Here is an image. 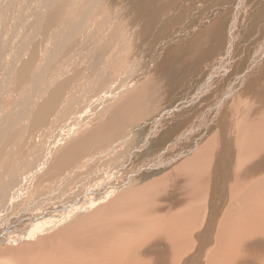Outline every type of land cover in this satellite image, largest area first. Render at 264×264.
I'll list each match as a JSON object with an SVG mask.
<instances>
[{"label":"bare ground","instance_id":"6f19581e","mask_svg":"<svg viewBox=\"0 0 264 264\" xmlns=\"http://www.w3.org/2000/svg\"><path fill=\"white\" fill-rule=\"evenodd\" d=\"M205 1H0V241L5 245L0 246V264H264V68L247 81L238 74V84L246 83L224 109L220 99L213 104L215 130L210 135L206 130L194 134L196 128L189 127L169 148L124 173L132 157L141 156L152 141L151 130L175 110H157L156 100L149 106L146 91L159 80L173 90L183 66L174 56L167 61V49H128L141 40L147 47L156 31L175 22L180 12L198 16V6ZM86 3L90 5L84 8ZM242 6L235 2L226 33L230 39L236 22L245 21L240 18ZM167 12L173 14L161 19ZM205 12L209 21L195 29L203 19H190L178 29L183 35L176 31L166 48L179 45L181 38L194 39L201 27L216 26L218 14ZM79 33L89 41L96 36L99 50L70 53L67 47ZM37 34L42 38L36 40ZM8 39L18 42L17 49L9 48ZM119 39L120 45L114 46ZM46 43H51L49 49ZM200 49H187L194 58L189 68L213 53L207 46ZM226 55L204 69L211 83L213 75L226 69ZM238 84L224 89V95ZM185 97L177 107L180 116L166 123L164 133L197 113L190 107L198 97ZM210 109L201 118L195 116L201 126ZM152 112V129L127 151L130 140L148 123L141 119ZM94 160L96 170L82 178L81 169ZM41 176L47 177L48 190L34 188Z\"/></svg>","mask_w":264,"mask_h":264},{"label":"rangeland","instance_id":"374dc122","mask_svg":"<svg viewBox=\"0 0 264 264\" xmlns=\"http://www.w3.org/2000/svg\"><path fill=\"white\" fill-rule=\"evenodd\" d=\"M0 1H6V0H0ZM218 1H220V2H218ZM224 1V2H223ZM237 1H238V3L240 2L241 3V6H242V9H241V17L240 18H243L244 17V19H245V21H241L240 19L236 22V25H237V27L235 26V31H234V33H233V39L231 38L230 39V37H229V35H227L226 33H227V29H228V27L229 26H232V21H231V19H232V14L233 13H235V2L237 3ZM237 1H235V0H206L204 3H202V5L201 6H198V5H196V7L198 6V8L199 9H201V11L199 12L200 14H198V16H196L195 15V13L193 14V13H187V15L189 14L190 16L188 17H186L185 15L186 14H183V13H181L180 12V15L178 14L177 16H176V18L174 19V21L175 22H173V23H171V25H169V24H167L166 26L167 27H164L162 30H158V31H156L157 33H156V37H155V39L153 40V42L150 44H147V47H146V45H144V43H143V41L141 40V43L140 44H138L136 47H133L132 45V47H130L128 50H148V49H155V50H161V49H167V50H170V51H167L168 53H167V55H168V57H167V61H170L172 58H169V57H172V56H174V57H176V58H179L180 60H182L181 62H183V66H182V68H181V70H179L178 71V73H179V75L178 76H182V77H180L181 78V81L176 85V87H174V88H172L173 90H171L170 91V89H169V85L166 83V81L164 80L162 83H161V81L159 80V84L157 85V81L155 82V85L156 86H153L152 84H151V89L149 88V90L148 91H146V94H147V99L149 100V102H150V104H149V106L151 105V103H153V102H155V100L158 102V109L157 110H162V111H168V110H173V109H175L172 113H173V116H172V114L170 115V116H166V117H163L162 118V120H161V124H159V125H157L155 128H150L149 129V127L151 126V123H150V119L152 118V117H155L154 115H155V113L154 112H152V113H150L149 114V116H147V117H145V118H143V119H141V121L142 122H144V121H146V122H148L147 124H145L144 126H143V131H144V133L145 134H142V130H140V134H138V135H136V136H134V138H132L131 140H130V142L128 143V146H126V150L127 151H131V149H132V147H134V145L136 146L137 145V142H139V141H141V138H142V136H144V135H146V133H148L147 131L149 130H151V134H152V138H151V140L152 141H150V142H152L151 144H147V147L145 148L146 150V152L144 151V153L141 155V156H139V155H137V154H135V157H132V163H131V161L130 162H128V164H127V166L126 167H128L127 169L126 168H124V173L126 172V171H128V169L129 168H133V167H135L137 164H139V163H142L143 162V160H145V159H147V158H149L150 156H153V155H155V153H160V152H163L164 150H166L167 148H169L170 147V145L173 143V142H176L177 141V139L179 138V136L181 135V133L182 132H184L185 130L187 131V128H189V127H194V128H196L195 130H194V134H197L198 135V133L199 134H202V133H204L205 132V130H206V136H208V135H210L214 130H215V128L213 129V125H212V119H213V115H214V113H215V108H212L214 105V103H216V102H218V101H220V103H219V105H222V107H221V109H224L226 106H227V104H229L230 102H231V99H232V96H234L236 93H237V91H240L241 89H242V87L245 85V81H247V79H249L253 74H255L256 72H258L260 69H263L264 68V49H261V48H259V46H261V44H262V40L264 39L263 37H264V0H243V3H242V1L241 0H237ZM245 1H248V3L247 2H245ZM222 2V3H221ZM28 3H30V4H32L31 6H33V4H34V2H28ZM207 3V4H206ZM217 4H219V5H217ZM245 4H247V5H245ZM88 5H90V3H86V5L84 6V8L85 7H87ZM224 5V6H223ZM229 5V7H227ZM249 5H251V6H249ZM221 6H223V7H221ZM226 6V7H225ZM201 7V8H200ZM212 8V9H211ZM216 8V9H215ZM234 8V9H233ZM247 10H246V9ZM5 9H7V7L5 8ZM205 9H207V10H213V14H218V16L214 19L217 23V25L215 26V24H211L210 26H211V30H209V29H207V28H203V27H201V29L200 30H198L197 31V33L194 35V39H193V37H190V38H186V39H184V38H181L182 40L179 42V45H175V47L173 48L172 47V45L170 46L169 45V47H167L166 48V42H168V40L169 41H171L172 42V40H174L175 38L174 37H171V36H174L175 35V33H176V31H179L178 29L180 28V27H182V26H184L183 24H188L189 22H191L192 21V19H203V23H201V24H198L197 26H194L195 27V29L200 25V26H202L204 23H206V21H209V19L207 18L208 16H209V13H206L205 12ZM215 9V10H214ZM219 9V10H218ZM223 9V10H222ZM218 10V11H217ZM227 10H230V11H228L227 12ZM244 10H245V13H244ZM220 11V12H219ZM225 11V12H224ZM250 11V12H249ZM205 13V14H204ZM229 13V14H228ZM239 13H240V11H239ZM248 13H249V16H248ZM168 14V15H167ZM169 14H170V16L173 14H171V12H167V13H162L161 14V16H160V18L161 19H164V18H166V16L165 15H167V16H169ZM197 14V13H196ZM220 14H223L224 15V17L223 16H220ZM227 14V15H226ZM247 14V15H246ZM80 15V14H79ZM78 15V16H79ZM163 15L165 16L164 18H163ZM182 15H184V16H182ZM193 15V16H192ZM231 17V18H229V16ZM238 15V14H237ZM77 16V15H76ZM82 16V15H81ZM206 16V17H205ZM158 17H159V15H158ZM182 17V18H181ZM195 17V18H194ZM213 17V16H212ZM219 17V18H218ZM227 18V19H226ZM10 19V14H9V17H7V20H9ZM158 19L159 18H157V19H154L156 22L158 21ZM190 19H191V21H190ZM225 19V20H224ZM229 19V22L227 21ZM238 19V18H237ZM179 21V22H178ZM183 21H186V22H183ZM187 21H189V22H187ZM222 23H220V22ZM231 21V22H230ZM212 22V21H211ZM210 22V23H211ZM224 22V23H223ZM93 23V22H92ZM153 23H155L154 21H153ZM179 23V24H178ZM192 23H193V21H192ZM215 23V22H214ZM219 23V24H218ZM223 24H225L227 27H225L226 29H224V35H222L223 33L221 32V29L223 28ZM157 25V24H156ZM175 27V28H174ZM178 27V28H177ZM25 28H27V30H28V32H30L31 31V25H30V23H27L26 24V27ZM80 28V27H79ZM167 28V29H166ZM175 29V31H173V29ZM81 29V28H80ZM109 30V29H108ZM166 30V31H165ZM237 30V31H236ZM202 31V32H201ZM163 32V33H162ZM165 32V33H164ZM5 33V32H4ZM170 35H168V34ZM202 33V34H201ZM214 33V34H213ZM80 35L79 36H76L74 39H73V41L71 42V43H69V45H68V47H67V50H69V51H71L70 53H72L73 54V52H75V53H80L79 54V56H81L82 54H81V50H84V53L85 52H87L86 50H92V48H96V47H98V46H100L101 44H100V42L98 41V42H96V36H94V35H91L90 37L92 38L90 41H89V38L87 37H84V35H82L81 33H79ZM172 34V35H171ZM177 34V33H176ZM178 34H181V35H183L182 33H181V30L178 32ZM39 35V36H38ZM167 35V36H166ZM197 35V36H196ZM205 35H207V36H205ZM226 35V36H225ZM81 36L84 38V39H81ZM89 36V35H88ZM107 35H105L104 37H106ZM203 36V37H202ZM213 36L214 38H215V40L216 41H211L212 39H213V37L211 38V37ZM38 37L39 38H42V36L40 35V34H37V37H35V39L36 40H38ZM95 37V38H94ZM108 37V36H107ZM169 37V38H168ZM207 37V38H206ZM210 37V38H209ZM94 38V39H93ZM166 38V39H165ZM202 38V39H201ZM7 39V38H6ZM205 39V40H204ZM207 39V40H206ZM218 39H220V43L218 44L217 43V41H218ZM9 40V42L7 41V43L9 44L10 43V46H9V48L10 47H12L13 49H15V45H17V41H12L11 39H8ZM35 40V41H36ZM157 40V41H156ZM214 40V39H213ZM261 40V41H260ZM3 41V39L1 40V42ZM83 43H82V42ZM116 41H118L117 43H114V46H118V45H120L119 44V41H120V39L119 40H116ZM159 44H157L156 42ZM188 41V42H187ZM201 41H203V42H201ZM264 41V40H263ZM92 42V43H91ZM95 42V43H94ZM211 44H210V43ZM259 42H261V44L259 43ZM183 43V44H182ZM187 43H188V45H187ZM202 43V45L200 46V44ZM204 43V44H203ZM257 43V44H256ZM35 43H32L31 44V46H30V48L34 45ZM95 46H94V45ZM192 44V45H191ZM214 44V45H213ZM48 45V46H47ZM149 45V46H148ZM151 45V46H150ZM162 45V46H161ZM195 45H197V46H195ZM204 45H206L207 47H209V48H211V50L213 49V53H211L210 55L208 54V55H206V56H204V58L203 57H201V59L199 60V63H198V65H197V67L195 66V68L194 67H190V68H192V69H190L189 68V63L190 62H192V60H194V58L191 56L190 57V54H191V51L190 50H201L200 49V47L201 48H203V47H206V46H204ZM220 45V46H219ZM254 45H256V47L254 48ZM14 46V47H13ZM51 46V43H46L45 44V47L46 48H48L49 49V47ZM94 46V47H93ZM157 46V47H156ZM160 46V47H159ZM178 46H179V48H178ZM186 48H185V47ZM190 46H193V47H195L194 49H192V47H190ZM203 46V47H202ZM82 47V48H81ZM139 47V48H138ZM196 47H197V49H196ZM222 47V48H221ZM99 48L100 47H98V50H99ZM173 48V49H172ZM176 48H178V49H176ZM221 48V49H220ZM16 49H17V47H16ZM42 49V48H41ZM93 49V50H94ZM172 49V50H171ZM184 49V50H186V51H188L187 49H190L188 52H184V51H182V50ZM252 49H254L253 50V52H252ZM31 50V49H30ZM77 50H80V52L79 51H77ZM114 50H118V47L117 48H115ZM124 50H127V49H124ZM179 50H181V51H179ZM203 50V49H202ZM226 50V51H225ZM174 51V52H173ZM249 51H250V53H249ZM258 53H257V52ZM131 52V51H130ZM224 52L226 53V52H228V55H226V58H227V62H224V65L225 66H227V67H225V66H223V67H225L226 69L224 70L223 69V72H221L222 74H220L219 76H215V75H213V80H212V83H211V80H209L210 79V77H208V75H206L208 72H209V70H208V72L206 71L207 69H210V68H213V64H216V60H218L219 59V57H223V54H224ZM181 53V54H180ZM187 53V54H186ZM189 53V54H188ZM255 53V54H254ZM258 55H257V54ZM259 53L261 54V55H259ZM87 53H85V55H86ZM184 56H183V55ZM201 54H203L202 52H201ZM212 55H213V57H212ZM209 56H211L210 57V59L208 58ZM259 57V59L257 60H254L256 57ZM187 59H186V58ZM206 57V58H205ZM229 57H230V59H229ZM203 58V59H202ZM209 60H208V59ZM213 58V59H212ZM252 58H253V60H252ZM212 59V60H211ZM229 59V60H228ZM239 59V60H238ZM245 59V60H244ZM85 62H84V64H89L88 63V57H85V59H83ZM185 60H186V62H185ZM201 60H203V61H201ZM232 60V61H231ZM187 61H189V62H187ZM239 61H242V62H239ZM247 61V62H246ZM251 61V62H250ZM257 61H258V63H257ZM261 61H262V63H261ZM213 62H215V63H213ZM230 62V63H229ZM234 62H236V63H234ZM256 62V63H255ZM71 63H72V61L71 62H69V68H72L73 67V65H71ZM242 63V64H241ZM206 64V65H205ZM212 64V65H211ZM236 66H235V65ZM238 64V65H237ZM258 64V66H256ZM185 65V66H184ZM186 65L188 66V67H186ZM202 66V67H201ZM254 66H256V67H254ZM208 67V68H207ZM235 67H237V68H235ZM249 67V68H248ZM254 67V68H253ZM257 67L259 68V69H257ZM261 67V68H260ZM234 68L236 69V70H234ZM248 68V69H247ZM252 68L254 69L253 71H252ZM51 69V68H50ZM195 70L194 72L192 71V70ZM204 69H206V70H204ZM232 69H233V71H232ZM255 69H256V71H255ZM200 70V71H199ZM236 71V72H235ZM206 72V73H205ZM252 72V73H251ZM233 73H235V75L233 74ZM237 73V74H236ZM251 73V74H250ZM203 74H205L204 76H203ZM238 74H239V76L240 75H244V78L245 79H243V80H245V81H243V83H241V84H238V81L236 80V77H238ZM186 75V76H185ZM200 75V76H199ZM202 75V76H201ZM195 76H197V77H195ZM199 76V77H198ZM250 76V77H249ZM194 77V78H193ZM207 77V78H206ZM249 77V78H248ZM188 78V79H187ZM209 78V79H208ZM222 78V79H221ZM164 79V78H163ZM185 79V80H184ZM201 79V80H200ZM203 79H204V81H203ZM206 80V81H205ZM218 80H220L219 82H217ZM236 80V81H235ZM192 81V82H191ZM201 81H202V83H206V88H204V84H202L201 83ZM224 81V82H223ZM235 82V83H234ZM7 83H10V82H7ZM197 83V84H196ZM210 83H211V85H213V87L210 85ZM215 83V84H214ZM236 83L238 84V87L236 88L237 90H235V91H233L231 94H229L228 93V95L227 96H225L224 95V92L226 91H224V89H226L228 86L229 87H231L232 88V86H234L235 87V85H236ZM189 84V85H188ZM201 84V85H200ZM222 84V86L223 87H221L220 88V85ZM232 84V86H230ZM6 85H10V84H6ZM209 85V86H208ZM11 86V85H10ZM9 86V88H11ZM179 86V87H178ZM210 87L209 88V90L207 89L208 87ZM219 86V87H218ZM153 87H154V90H153ZM203 87V88H202ZM215 87V89H213ZM233 87V88H234ZM8 88V86H7V89H9ZM199 88H201V89H199ZM218 88V89H217ZM232 88V89H233ZM14 88H11V90H13ZM187 89V90H186ZM202 89H204V92H203V90ZM180 90H181V93H180ZM185 90V92H183ZM196 90L198 91H200L201 92V94L199 93V91L198 92H196ZM206 90V91H205ZM17 91H20V89H18ZM211 94H210V93ZM218 92H220L221 94H223V95H220V93H218ZM148 93H150V94H148ZM155 95H154V94ZM192 93V94H191ZM213 93V94H212ZM185 94H187V95H185ZM191 94V95H190ZM204 94V95H203ZM208 94V95H207ZM197 95V96H196ZM210 95V96H209ZM211 95H213V96H211ZM220 95V96H219ZM1 96H3V95H1ZM185 96H187L188 98H191V96H193V97H195V98H197L198 97V101L197 102H199V100H200V102H199V104L196 102H193L192 104H193V107H190V108H192V110H193V108L195 109V112L197 111V113L195 114V113H193L192 114V116L188 119V120H184L183 122H181V125H179V128L177 129V130H175V131H170L169 133H164V132H166V130L164 129V126L166 125V123L167 122H169L170 120H174V119H176V118H178V116L177 115H179L180 116V113H179V111H181L182 109H178L177 107L178 106H182L183 104H184V102H185V99H186V97ZM216 96V97H215ZM176 97V98H175ZM192 97V98H193ZM200 97H202V98H200ZM215 99V100H214ZM220 99V100H219ZM224 99V100H223ZM229 99V100H228ZM175 100H177V101H175ZM201 100H202V102H201ZM210 100V101H209ZM214 100V101H213ZM227 100V101H226ZM222 101H224L223 103H222ZM183 102V103H182ZM228 102V103H227ZM210 103V105H212L211 107H210V105H208L207 106V104H209ZM167 104V105H166ZM196 104V105H195ZM195 105V106H194ZM200 105V106H199ZM197 106V107H196ZM206 108L208 109V108H211L210 109V112H209V116H208V120H206V121H204L203 122V124H202V126L200 125V118H201V116L203 115V111L204 110H206ZM187 109V108H186ZM214 112H213V111ZM178 111V112H177ZM176 113V115H174ZM213 114V115H212ZM198 117V116H200V118L198 119V118H196V117ZM150 117V118H149ZM193 117V118H192ZM193 119V120H192ZM195 119V120H194ZM167 120V121H166ZM163 121H166V122H163ZM190 121H191V123H190ZM198 122V123H197ZM140 123V122H139ZM142 124V123H141ZM150 125V126H149ZM194 125V126H193ZM25 126H26V128L28 127V125H27V123L25 124ZM159 126V127H158ZM210 126V127H209ZM202 127V128H201ZM193 128V129H194ZM198 128H199V130H198ZM182 129V130H181ZM204 129V130H203ZM27 130H28V133H29V131H31L30 130V128H27ZM181 130V131H180ZM197 130V131H196ZM202 130V131H201ZM199 131V132H198ZM160 132V133H159ZM172 132V133H171ZM174 132V133H173ZM202 132V133H201ZM209 132V134H207ZM157 135V138H156V135ZM178 133V134H177ZM167 134V135H166ZM139 135L141 136V137H139ZM159 135V136H158ZM162 135V136H161ZM173 136V137H172ZM159 137V138H158ZM156 140H155V139ZM138 139V140H137ZM25 140H28L27 139V137H25ZM158 140V141H157ZM169 140V141H168ZM156 141V142H155ZM172 141V142H171ZM199 141H201V140H199ZM131 142H132V144H131ZM171 142V143H170ZM131 147H130V146ZM166 148V149H165ZM126 151V152H127ZM92 152H89V154H87V156L86 157H88V156H91L92 154H91ZM21 154H22V148L18 151V156L20 157L21 156ZM188 154H185V156H187ZM137 156H139V157H137ZM185 156H183V157H185ZM183 157H181V158H178L177 160H175V161H173V162H171V163H169L166 167H164V169H169L170 167H171V165H174L177 161H179V160H181ZM137 158V159H136ZM143 159V160H142ZM141 160V161H140ZM98 161L97 160H94L91 164H89V165H87L84 169L82 168L81 169V177L82 178H85V177H89V175H91L92 173V169H94V170H96V168H97V166H96V163H97ZM135 162V163H134ZM134 164V165H133ZM92 165V166H91ZM88 169V170H87ZM160 169H162V167H160ZM83 173V174H82ZM4 178V177H3ZM39 179L40 180H38V178H37V180H38V182H36V184L34 185V188L36 189V188H39V187H41V186H43L44 188V190H48L49 188H50V186H47V184L45 185V182H47V177H39ZM72 180H75L74 178L72 179ZM74 182V181H73ZM50 183H52V182H50ZM44 184V185H43ZM41 185V186H40ZM52 186V185H51ZM82 188V187H81ZM39 191V190H38ZM82 191V190H81ZM32 192H33V190H32ZM31 192V193H32ZM40 192H41V190H40ZM39 192V193H40ZM29 191H26V193H25V195H27V194H31ZM42 193V192H41ZM36 195V197H38V195L39 194H35ZM80 194H78V196H79ZM74 198H72V200H73ZM25 240H27V239H23L22 241H25ZM21 241V242H22ZM23 243V242H22ZM0 246H5L1 241H0Z\"/></svg>","mask_w":264,"mask_h":264}]
</instances>
